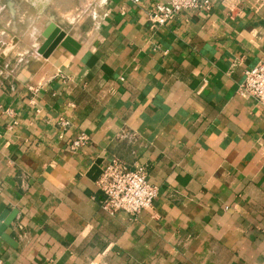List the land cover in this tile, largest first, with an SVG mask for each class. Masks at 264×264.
Returning <instances> with one entry per match:
<instances>
[{
  "label": "crops",
  "instance_id": "1",
  "mask_svg": "<svg viewBox=\"0 0 264 264\" xmlns=\"http://www.w3.org/2000/svg\"><path fill=\"white\" fill-rule=\"evenodd\" d=\"M21 1L29 29L0 3L1 41L37 50L55 24L81 48L60 46L35 88L0 81V207L18 243L0 238V264H264V109L240 92L264 63V0H213L155 31L160 0H61L57 16L56 0ZM114 159L160 188L136 220L100 209Z\"/></svg>",
  "mask_w": 264,
  "mask_h": 264
},
{
  "label": "built area",
  "instance_id": "2",
  "mask_svg": "<svg viewBox=\"0 0 264 264\" xmlns=\"http://www.w3.org/2000/svg\"><path fill=\"white\" fill-rule=\"evenodd\" d=\"M212 2L213 0H160L150 12V30L170 25L181 15L208 10ZM240 92L264 109V63L245 72ZM69 124L64 119L58 122L60 130L67 128ZM86 142L85 136H79L72 143L71 150H78ZM97 189L102 196L99 206L104 213L114 218L126 215L133 220L141 213L152 210L160 194L159 186L149 180L146 167L137 164L131 166L119 159H114L103 168L97 181Z\"/></svg>",
  "mask_w": 264,
  "mask_h": 264
},
{
  "label": "rangeland",
  "instance_id": "3",
  "mask_svg": "<svg viewBox=\"0 0 264 264\" xmlns=\"http://www.w3.org/2000/svg\"><path fill=\"white\" fill-rule=\"evenodd\" d=\"M6 2H10L13 5H20L22 7V10L15 15L18 18L17 20H19V25L16 28L18 35H22V33H25L24 31L29 29L27 25L30 19L35 16V11L32 9L29 1L0 0V3ZM62 2L63 1L61 0H56V3L49 9L48 12H50V14L54 13L56 16L62 14L63 11L60 10ZM23 17L26 18L24 19L25 21L22 19ZM13 37L14 35H11L10 33L8 34L7 43L0 40V60L3 57V61H0V81L3 83L5 82L8 86H11L15 90H19L20 88L27 87H29V89L35 88L37 85H40L52 77L54 72L48 69L47 63L53 65L55 68H57L58 62L61 63L62 58L57 57V55H59L58 48L61 45L54 48L50 56H53L54 54L55 57L49 60L39 53V49L42 46L36 50V47L33 46L34 44L31 42L17 43L13 40ZM38 43L39 42H37V44ZM60 48L63 47L61 46ZM44 66L47 68L45 69Z\"/></svg>",
  "mask_w": 264,
  "mask_h": 264
},
{
  "label": "water",
  "instance_id": "4",
  "mask_svg": "<svg viewBox=\"0 0 264 264\" xmlns=\"http://www.w3.org/2000/svg\"><path fill=\"white\" fill-rule=\"evenodd\" d=\"M46 42L39 49V53L45 58H49L54 48L61 45L72 54H76L81 46L71 36L67 35L62 29L55 24H51L47 31L44 33ZM102 172V171H101ZM5 207H0V238L13 247H17L18 243L14 238L7 233V230L11 227L12 223L16 219V212H13L9 218L6 217L8 211H5ZM4 212V213H3Z\"/></svg>",
  "mask_w": 264,
  "mask_h": 264
}]
</instances>
